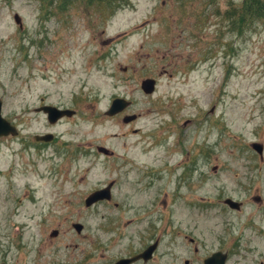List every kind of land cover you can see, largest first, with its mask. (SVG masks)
Returning a JSON list of instances; mask_svg holds the SVG:
<instances>
[{
  "label": "rangeland",
  "instance_id": "obj_1",
  "mask_svg": "<svg viewBox=\"0 0 264 264\" xmlns=\"http://www.w3.org/2000/svg\"><path fill=\"white\" fill-rule=\"evenodd\" d=\"M243 1L0 0V102L18 130L0 140V251L16 260L22 237L32 264L43 230L85 212L55 197L76 202L105 187L125 159L136 175L164 166V253L189 206L253 194L237 185L264 191V16L235 22ZM149 78L156 83L146 94ZM115 98L130 105L108 117ZM41 100L75 113L51 125L36 110ZM42 133L55 142L36 147ZM97 147L112 156L97 157ZM254 259L248 264L264 261ZM171 260L164 255L178 264Z\"/></svg>",
  "mask_w": 264,
  "mask_h": 264
},
{
  "label": "flooded vegetation",
  "instance_id": "obj_2",
  "mask_svg": "<svg viewBox=\"0 0 264 264\" xmlns=\"http://www.w3.org/2000/svg\"><path fill=\"white\" fill-rule=\"evenodd\" d=\"M45 105L50 104L39 101L36 110ZM54 142L55 137L50 143L34 144L41 148ZM100 149L97 147V157L112 156L108 150ZM88 162L89 168L93 167L94 163ZM122 162L111 169L114 179L106 182L105 187L91 189L76 202L69 196H66L69 200L57 198L56 202L55 197V204L79 205L85 212L82 216L62 218L58 226L43 230L38 242L34 241L32 264H164L166 254L171 255V263L178 261V264H248L256 257L264 258V191L237 185L239 191L253 194L242 199L240 192L233 195L230 191L223 201L189 206L188 222L181 232L174 230L175 237L169 240L168 251L164 253V166L136 175L130 168V160ZM61 175L63 184L68 173L65 170ZM93 194H97V201L86 204ZM141 195L146 199L136 203ZM101 207L123 210L122 215L88 216L89 211ZM45 225L44 220L38 223L41 227ZM66 236L70 237L69 244L57 242ZM19 239L18 258L14 260L10 250L0 251V264H26L28 250L23 238Z\"/></svg>",
  "mask_w": 264,
  "mask_h": 264
},
{
  "label": "water",
  "instance_id": "obj_3",
  "mask_svg": "<svg viewBox=\"0 0 264 264\" xmlns=\"http://www.w3.org/2000/svg\"><path fill=\"white\" fill-rule=\"evenodd\" d=\"M14 20L20 24V20L17 18V16L14 17ZM141 88L144 93L146 94H151L154 91L155 88V80L154 79H147L142 82ZM129 105V102L124 100V99H115L112 101V104L107 111V115L113 116L122 110H124L127 106ZM1 110H2V103L0 102V137H5L8 135L15 136L17 135V131L14 126H12L7 120H5L2 115H1ZM40 111H43L48 115V120L51 124L56 123L59 119L63 117H71L73 115V111L70 110H61L53 106H45L40 109ZM134 116L131 117H126L124 121L128 122L131 119H133ZM52 135L47 134L42 137L35 136L34 141H51L52 140ZM252 148L259 154L262 155V146L259 144H252ZM102 149V148H101ZM103 151H106L103 149ZM97 194H93L87 201L86 204L90 205L97 201Z\"/></svg>",
  "mask_w": 264,
  "mask_h": 264
},
{
  "label": "trees",
  "instance_id": "obj_4",
  "mask_svg": "<svg viewBox=\"0 0 264 264\" xmlns=\"http://www.w3.org/2000/svg\"><path fill=\"white\" fill-rule=\"evenodd\" d=\"M89 1L90 2L101 1L108 6H111L114 0H89ZM115 5L116 4H114L111 8L113 9ZM233 11L234 12L232 13V16L234 17L235 22H243L244 19H247L248 21L252 20L254 22L258 18H262L264 16V2H262L261 0H244L240 9Z\"/></svg>",
  "mask_w": 264,
  "mask_h": 264
}]
</instances>
